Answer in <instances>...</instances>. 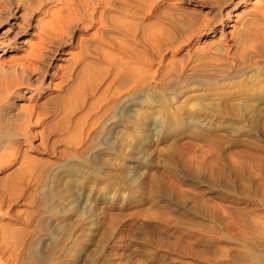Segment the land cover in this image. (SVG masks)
Segmentation results:
<instances>
[{
    "label": "rangeland",
    "instance_id": "374dc122",
    "mask_svg": "<svg viewBox=\"0 0 264 264\" xmlns=\"http://www.w3.org/2000/svg\"><path fill=\"white\" fill-rule=\"evenodd\" d=\"M168 1L176 9L168 8L170 21L179 19L169 27L184 33L190 11L207 12L197 5L203 0ZM258 65L235 83L179 81L181 91L163 83L139 92L134 116L127 108L116 116L126 119L122 124L96 123L81 153H51L50 141L44 149L41 143L33 155L45 169L34 202L16 206L18 214L5 220L40 235L37 251L23 258L11 232L0 264H264V65ZM135 155L143 160L134 162ZM87 213L95 216L92 232Z\"/></svg>",
    "mask_w": 264,
    "mask_h": 264
},
{
    "label": "bare ground",
    "instance_id": "6f19581e",
    "mask_svg": "<svg viewBox=\"0 0 264 264\" xmlns=\"http://www.w3.org/2000/svg\"><path fill=\"white\" fill-rule=\"evenodd\" d=\"M259 1H197L207 12L186 10L189 21H182L191 29L186 34L181 32L185 28L169 27L179 19L170 21L176 9L168 0H0V250L7 248L5 240L11 237L23 258L38 247L40 235L25 225L11 229L5 220L18 214L12 212L16 206L34 202L43 168L33 154L41 143L43 148L50 141L51 153H79L96 123L122 124L125 118H118L119 112L127 108L133 115L139 92L163 83L173 91L179 81L193 85L234 81L264 65V0ZM168 8L173 9L169 16ZM157 130L153 127L151 132ZM71 139L74 147L68 149ZM59 142L64 144L58 147ZM141 159L133 156L136 163ZM94 218L88 214L83 220L88 224ZM93 228L89 223L87 232ZM143 228H132L133 233L139 235Z\"/></svg>",
    "mask_w": 264,
    "mask_h": 264
}]
</instances>
